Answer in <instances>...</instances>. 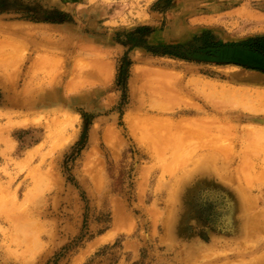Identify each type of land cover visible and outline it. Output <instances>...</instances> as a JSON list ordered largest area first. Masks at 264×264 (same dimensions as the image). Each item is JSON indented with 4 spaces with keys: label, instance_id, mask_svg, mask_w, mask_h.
<instances>
[{
    "label": "rangeland",
    "instance_id": "374dc122",
    "mask_svg": "<svg viewBox=\"0 0 264 264\" xmlns=\"http://www.w3.org/2000/svg\"><path fill=\"white\" fill-rule=\"evenodd\" d=\"M0 82V264H264V0H0Z\"/></svg>",
    "mask_w": 264,
    "mask_h": 264
},
{
    "label": "bare ground",
    "instance_id": "6f19581e",
    "mask_svg": "<svg viewBox=\"0 0 264 264\" xmlns=\"http://www.w3.org/2000/svg\"><path fill=\"white\" fill-rule=\"evenodd\" d=\"M41 32H46V30H45V27H38L37 29H35V31L33 32L35 35H37L38 33H41ZM33 33L31 34V35H33ZM28 34V33H27ZM47 34V33H46ZM48 35V34H47ZM34 36V35H33ZM40 36V35H39ZM37 37H38V35H37ZM46 37V36H45ZM42 39H44V38H42ZM64 44H66V43H63L62 41L61 42H55L54 43V46H53V48L54 49H59L60 47H63V45ZM4 52V51H3ZM10 63V62H9ZM10 65V64H9ZM10 66H12V65H10ZM5 68V70L4 71H7V69L9 68L8 66H6V67H4ZM12 68V67H11ZM11 73V72H10ZM8 75H10L9 73H7ZM15 74V73H14ZM17 74V73H16ZM31 74H33V76H35L34 75V72H32ZM30 74V75H31ZM11 76V75H10ZM9 76V77H10ZM8 77V78H9ZM16 77H17V75H16ZM28 77V76H27ZM30 77V76H29ZM12 78V77H11ZM34 78V77H33ZM13 79L14 78H12V81H10L11 79H9V82H8V84H10V93L12 94L10 97H9V103L13 106V107H15V108H18V109H21V110H27V111H30V110H35V109H38V108H41V107H45L46 106V104L47 103H49V101L51 102H53V101H55V99L57 100V97L55 96V92L52 94H47L46 93V95L45 94H41V93H37V92H34V91H31V89H30V85L31 84H29V83H33V82H31V81H29V80H27L26 82L29 84H27V87L26 88H24V92H16V89H15V82H13ZM30 80H31V77L29 78ZM45 78H43V80H44ZM5 80V79H4ZM33 80V79H32ZM46 80V79H45ZM36 81V80H35ZM41 82V81H40ZM40 82H39V84H40ZM43 82V81H42ZM41 82V83H42ZM48 82V81H47ZM50 82V81H49ZM53 82V81H52ZM52 82H50L51 84H52ZM37 83V82H36ZM0 84H1V82H0ZM2 84H3V81H2ZM43 84H44V82H43ZM40 85H42V84H40ZM55 85V84H54ZM24 86H26V84L24 85ZM36 86H39V85H36ZM55 87V86H54ZM33 88V87H32ZM53 88V87H52ZM51 88V89H52ZM41 89V88H40ZM45 89V88H44ZM42 91V90H41ZM41 91H39V92H41ZM47 91V90H46ZM55 91V90H54ZM234 91V90H233ZM44 92V91H43ZM215 92V91H214ZM214 92H213V94H214ZM235 92V91H234ZM243 93V92H242ZM228 94V93H227ZM234 95V94H233ZM60 98H61V96H60ZM229 98V97H228ZM62 99V98H61ZM58 101V100H57ZM259 110V109H258ZM25 123H27V121H25ZM22 125H24V123L22 124Z\"/></svg>",
    "mask_w": 264,
    "mask_h": 264
},
{
    "label": "crops",
    "instance_id": "0c3cea01",
    "mask_svg": "<svg viewBox=\"0 0 264 264\" xmlns=\"http://www.w3.org/2000/svg\"><path fill=\"white\" fill-rule=\"evenodd\" d=\"M38 28V27H37ZM37 28H35V29H37ZM45 30H46V32H50V30H49V28H47V27H45ZM56 41H54V40H52L51 38H46V39H40V40H36L35 41V47L37 48L38 46H39V48L42 50V47H44L45 48V50L43 51L44 53H46V55H47V51H48V48H50V49H54L53 48V46H54V43H55ZM47 47V48H46ZM41 50H39L38 48L35 50L36 52H39V51H41ZM8 92H10V91H8Z\"/></svg>",
    "mask_w": 264,
    "mask_h": 264
}]
</instances>
